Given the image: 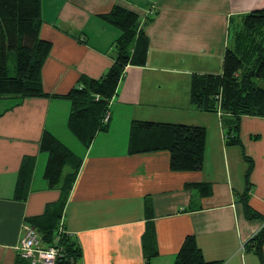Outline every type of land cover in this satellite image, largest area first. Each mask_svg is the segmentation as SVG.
Returning <instances> with one entry per match:
<instances>
[{
  "label": "crops",
  "instance_id": "0c3cea01",
  "mask_svg": "<svg viewBox=\"0 0 264 264\" xmlns=\"http://www.w3.org/2000/svg\"><path fill=\"white\" fill-rule=\"evenodd\" d=\"M114 6L138 15L148 39L146 62L124 69L107 129L84 147L68 129L70 102L51 96L67 95L82 78L98 80L111 68L121 32L99 15ZM40 8L39 38L51 44L41 69L49 97L0 99V264H25L18 248L27 220L57 206L80 250L76 264H173L187 236L208 262L260 264L244 245L264 221L246 220L238 197L246 189L244 154L253 164L249 204L264 219V118L243 116L240 144L228 146L230 117L195 109L189 90L194 74H221L232 27L264 9V0H40ZM134 121L204 128L201 170L172 172L167 151L130 153ZM44 132L78 156L68 193L44 179ZM23 165L32 174L19 201ZM198 185L211 193L201 196ZM262 254L264 261V246Z\"/></svg>",
  "mask_w": 264,
  "mask_h": 264
},
{
  "label": "trees",
  "instance_id": "16d2710c",
  "mask_svg": "<svg viewBox=\"0 0 264 264\" xmlns=\"http://www.w3.org/2000/svg\"><path fill=\"white\" fill-rule=\"evenodd\" d=\"M99 17L121 32L115 41L114 63L98 80L82 78L77 87L67 95L51 96L70 102L71 109L67 125L74 137L89 147L96 134L105 131L109 114V103L115 95L127 66L145 65L148 39L139 28L136 13L114 6ZM42 24L40 0H0V99L7 96L23 98L49 97L42 90L41 69L51 44L39 38ZM231 43L226 48L221 74H194L190 83L191 105L205 113L220 111L230 117L226 119V145H239V125L243 116L264 118V89L255 80H264V9L243 15L237 28L232 27ZM15 66L10 71L9 57ZM109 120V118H108ZM206 131L202 127L160 124L134 121L130 128V153L167 151L169 169L172 172H195L202 168ZM39 151L47 154L44 179L48 187L59 186L68 193L78 173L80 162L54 136L44 132L39 141ZM246 163L244 179L246 189L238 202L248 221H261L263 217L249 204L247 191L253 169L252 160L242 154ZM75 162L70 172L64 169ZM32 174L31 165H23L15 185L14 197L24 201ZM201 196H208L210 188L198 185ZM59 205V204H58ZM61 208L49 207L36 218L28 219L27 225L40 235L42 244L62 247L63 255L57 264H76L80 250L66 235H59ZM264 225L244 245L253 251L264 264ZM25 264H28L24 261ZM173 264H219L204 260L201 250L192 236H187Z\"/></svg>",
  "mask_w": 264,
  "mask_h": 264
},
{
  "label": "built area",
  "instance_id": "2783aa9c",
  "mask_svg": "<svg viewBox=\"0 0 264 264\" xmlns=\"http://www.w3.org/2000/svg\"><path fill=\"white\" fill-rule=\"evenodd\" d=\"M149 14H152V11ZM108 118L109 116L107 115L104 122L108 121ZM58 233L55 243H58L60 235L67 236L62 224L59 226ZM18 254L28 264H57V261L64 257L62 247L57 245L45 247L41 242L40 235L29 225L24 228V236L18 248Z\"/></svg>",
  "mask_w": 264,
  "mask_h": 264
},
{
  "label": "rangeland",
  "instance_id": "374dc122",
  "mask_svg": "<svg viewBox=\"0 0 264 264\" xmlns=\"http://www.w3.org/2000/svg\"><path fill=\"white\" fill-rule=\"evenodd\" d=\"M8 66H9L10 71H13V67L15 66V61H14L13 57L11 58V56L9 57ZM255 81L257 82L258 86H260L261 88L264 89V80H255ZM0 107H2V106H0ZM71 153L73 154L72 151H71ZM73 156L75 159H77L76 157H78L76 154L75 155L73 154Z\"/></svg>",
  "mask_w": 264,
  "mask_h": 264
}]
</instances>
